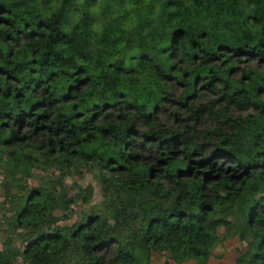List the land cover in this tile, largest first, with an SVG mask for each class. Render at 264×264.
Wrapping results in <instances>:
<instances>
[{
    "label": "trees",
    "instance_id": "16d2710c",
    "mask_svg": "<svg viewBox=\"0 0 264 264\" xmlns=\"http://www.w3.org/2000/svg\"><path fill=\"white\" fill-rule=\"evenodd\" d=\"M118 1L95 23L89 0L51 15L52 0H0L4 178L20 188L31 167L90 163L114 220L92 210L45 230L51 195L30 189L10 229L24 247L0 250V264H140L151 250L167 252L163 264H208L219 227L247 241L235 264H264V0H138L131 19ZM146 187L135 226L120 192Z\"/></svg>",
    "mask_w": 264,
    "mask_h": 264
},
{
    "label": "rangeland",
    "instance_id": "374dc122",
    "mask_svg": "<svg viewBox=\"0 0 264 264\" xmlns=\"http://www.w3.org/2000/svg\"><path fill=\"white\" fill-rule=\"evenodd\" d=\"M55 2L56 0H52V3ZM118 2L120 4V11L125 18H136L139 5H141L138 0H121ZM103 4L104 0H89L90 11L98 5L100 7V11L95 12L97 14L95 23H99L97 17H101L104 14ZM70 9L73 11V7H70ZM80 12V9H78V13ZM145 12V9H143V13ZM211 98V95L205 94L202 103H205ZM229 113L233 117H245L248 113L253 114L255 112L230 109ZM203 125L207 128L214 127L216 125V119L208 115L203 119ZM61 172L66 174L65 177H62L63 179L61 178ZM59 179L64 180V187L59 185ZM20 184V188L12 186L9 180L4 178L0 170V250L12 247L22 251L24 243L22 237L19 235V231L12 232L10 230L13 221L14 204L19 197L34 188L47 190L52 198V206L44 224L45 230L55 231L62 227L73 225L84 220L92 210L104 212L109 218V224L111 226L114 225L112 210L106 211L103 208L106 194L101 187L100 174L97 168L90 163L81 165L74 164L70 168L62 170L55 165L34 166L30 168V175L27 181ZM88 185L92 186V194L84 201L86 187ZM151 190L150 187H146L136 193L129 192L126 189H122L120 192L127 213L137 212L139 215L135 226L139 225L142 216L137 206L141 201L153 198ZM159 204L167 210L173 208L172 199L159 200ZM218 217L236 220L234 213L227 214L222 212V210L219 211ZM230 232L225 227L218 228L217 239L212 248L208 264H235L236 257L247 249V241H242L237 236H231ZM250 240L252 241L253 239L249 237ZM136 255L140 264H163L167 258V252L165 250H151L148 254L139 251ZM72 263L75 262L73 261ZM13 264L27 263L23 262L21 256H16ZM170 264L178 263L170 260ZM180 264H194V262L187 261Z\"/></svg>",
    "mask_w": 264,
    "mask_h": 264
},
{
    "label": "clouds",
    "instance_id": "9594fccd",
    "mask_svg": "<svg viewBox=\"0 0 264 264\" xmlns=\"http://www.w3.org/2000/svg\"><path fill=\"white\" fill-rule=\"evenodd\" d=\"M62 2V0H56L54 6L52 7V9L49 11L48 15H51L52 13L56 12L59 7H60V3ZM78 4H82L83 0H77ZM91 11L93 12H99L100 11V7L99 5L94 7L93 9H91ZM79 19V14H74L73 18H72V23H75L77 20Z\"/></svg>",
    "mask_w": 264,
    "mask_h": 264
}]
</instances>
